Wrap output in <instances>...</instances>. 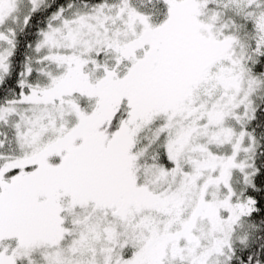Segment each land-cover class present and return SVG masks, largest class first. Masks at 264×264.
<instances>
[{"label": "snow or ice", "instance_id": "1", "mask_svg": "<svg viewBox=\"0 0 264 264\" xmlns=\"http://www.w3.org/2000/svg\"><path fill=\"white\" fill-rule=\"evenodd\" d=\"M0 264H264V0H0Z\"/></svg>", "mask_w": 264, "mask_h": 264}]
</instances>
